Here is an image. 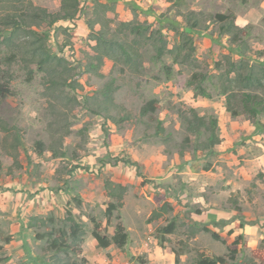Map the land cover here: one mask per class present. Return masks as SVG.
Returning a JSON list of instances; mask_svg holds the SVG:
<instances>
[{
	"label": "rangeland",
	"instance_id": "obj_1",
	"mask_svg": "<svg viewBox=\"0 0 264 264\" xmlns=\"http://www.w3.org/2000/svg\"><path fill=\"white\" fill-rule=\"evenodd\" d=\"M61 1L0 0V87L10 92L0 96V264H53L59 258L196 264L202 257L264 264L261 254L254 255L264 253V116L242 113L244 89L232 83L237 73L251 76L254 84L246 91L264 99V0H80L73 22L50 26L40 10L56 14ZM8 2L23 19H11L14 12L2 9ZM95 2L113 6V26L134 21L150 28L139 39L142 65L107 62L98 73H81L95 44L86 25ZM135 6L146 12L135 16ZM8 14L15 24L5 25ZM219 14L245 31L236 43L214 22ZM195 21L201 30L190 34L193 49L175 61L170 50ZM42 34L50 36L45 46L66 65L53 62L39 71L28 61L27 49ZM65 40L71 45L63 47ZM154 44L163 49L159 60ZM193 75L204 78L211 98L187 87ZM71 79L76 89L63 84ZM110 83L113 102L131 118L110 124L106 140L104 118L91 108L105 101L101 92ZM223 91L236 96L232 107L241 115H231ZM150 101L157 102L155 111L142 116ZM109 113L119 117L115 108ZM195 116L208 128L216 122L217 143L210 146L209 129L200 136L190 131L198 124ZM106 181L127 189L111 219L106 209L117 201L105 195ZM161 208L167 212L152 218ZM72 220L84 231L77 242L81 253L55 254L48 242L72 244ZM93 221L109 237L123 224L130 240L126 249L100 248ZM170 223L175 231L161 247V230Z\"/></svg>",
	"mask_w": 264,
	"mask_h": 264
},
{
	"label": "trees",
	"instance_id": "obj_2",
	"mask_svg": "<svg viewBox=\"0 0 264 264\" xmlns=\"http://www.w3.org/2000/svg\"><path fill=\"white\" fill-rule=\"evenodd\" d=\"M111 1V0H109ZM80 0H62L61 1V8L60 11L56 14H48V12L44 9L40 10V13L43 16V19L46 23L50 26H54L57 23H66V22H73L79 12H80ZM15 6L8 5L2 6V9L7 13L14 12L15 16L11 19H23L24 17L20 15L16 10L12 8ZM114 8L112 5H109L107 2L100 3L95 2L93 7V18H90L86 21V25L90 30V38L95 43L90 47L91 52H86V65L84 66V74H92L98 73L100 69L107 63L112 62L114 65L117 64H124L131 69H135L142 65L141 59L142 54L139 50L140 40L146 38L148 32L150 30L149 27L145 26L144 24H139L134 21L132 22H120L117 25L113 26L115 23L113 19L108 17V14L113 12ZM139 11L146 12L145 10H141L139 7H134V15L137 16ZM38 17V16H36ZM7 19L5 25L8 24H15L16 22H8L9 14L6 17ZM192 19V18H191ZM189 19V20H191ZM21 22V21H20ZM214 22H217L220 25V30L223 35L231 36L232 40L235 41L239 38V34L244 33L243 29H240L235 20L232 19L230 16L227 15H216L214 17ZM18 23V22H17ZM26 23V22H24ZM201 30L199 28L198 22L191 23L184 28L182 32L183 41L178 46H175L172 50H170L171 54H174L175 61L178 60V57L183 53L186 49H193L194 40L193 37L190 36L191 33H197ZM133 35L134 38L130 39ZM48 34H42L40 36V41L32 46L30 49H27V53L29 56V60L32 63H36L37 68L39 71H45L47 66L55 62L57 65L67 64L68 62L57 55H53L49 49L45 46L46 42L49 40ZM151 39V38H150ZM152 40V39H151ZM72 42L69 40H65V44L62 45L68 46L71 45ZM154 49L156 52V59H160L163 56V49L159 48L158 45L154 44ZM167 80H171L172 73L171 70L165 67ZM79 72L77 75H81ZM72 79L67 82L64 80L63 84L71 89H76L73 85ZM204 78H198L197 75H193L191 79L187 82V87L192 88L196 91L197 95H200L204 98H211L212 95L207 92L206 88L203 86ZM238 84L239 86L244 89L242 92L241 98V105H242V113L248 114L251 118H256L258 116H264V99H262L257 94H251L248 91L254 84V80L251 76L243 75L237 73L236 77L232 79V83ZM53 83V81H52ZM113 83H110L105 86L104 90L101 94L105 97V101L102 103H95L94 108H91L92 112L97 116H102L104 118L103 129L105 130L106 140L110 137V124L118 125L119 123H123L128 121L131 118V114L125 108L116 105L113 102ZM9 90L0 87V96L2 98H6L9 94ZM223 96L227 98L228 110L234 117L241 115L235 108L232 107V99L236 98V96H231L227 91H223ZM157 106L156 101H150L144 107L141 108V115L146 116L149 115L151 112H154ZM110 108H115L116 112H118L119 117L115 118L110 115L109 110ZM197 118L198 124L195 126H190L191 132L198 134L199 136L202 133V129H209L210 130V137L208 141L210 146L217 143L219 140L216 138L215 129L217 127L216 122H213L211 128H208L206 121L202 117L195 116ZM37 148L39 149V153H42L43 143H37ZM125 163H129L131 165H137V163L132 162L131 160H122ZM120 163V159L119 162ZM2 171L0 167V172ZM127 192V189L122 186L121 184H115L112 181L105 182V195L110 197L113 200H116L117 203L110 204L106 209V216L107 219H111L113 213L119 210L123 206V199ZM167 210L161 208L156 210L152 213V218H159L166 213ZM39 219V218H34ZM41 223L44 220L39 219ZM73 225L70 227V238L73 240V243H63L60 238H52L49 240V249L54 252L55 254L59 253H74L80 254L81 249L80 246L77 244L79 243L80 238L83 234V229L79 224H75L72 220ZM94 228L92 230V236L97 242V245L100 248L108 249L112 245L116 246L120 250H125L127 245L129 244V234L123 224L118 223L115 226L114 234L109 237L107 235H102L100 232V226L96 224L94 221ZM175 231V224L170 223L168 226L161 230V235L159 237V243L161 247H165L166 236L173 234ZM213 237L215 239H220L217 234H214ZM43 239V238H42ZM242 237L239 238L241 240ZM261 254L264 257V253H260L259 251H255L254 255ZM53 264H88L86 258L77 259V261L71 262L70 259H61ZM144 264V263H142ZM196 264H226L225 259L220 258H209V257H202L200 258Z\"/></svg>",
	"mask_w": 264,
	"mask_h": 264
},
{
	"label": "crops",
	"instance_id": "obj_3",
	"mask_svg": "<svg viewBox=\"0 0 264 264\" xmlns=\"http://www.w3.org/2000/svg\"><path fill=\"white\" fill-rule=\"evenodd\" d=\"M129 241H130V240H129ZM112 246H114V245H112ZM112 246H111V247H112ZM127 246H128V245H127ZM115 247H116V246H115ZM109 248H110V247H109ZM116 248H117V247H116ZM125 249H126V248H125ZM119 250H120V249H119ZM120 251H121V250H120ZM123 251H124V250H123Z\"/></svg>",
	"mask_w": 264,
	"mask_h": 264
}]
</instances>
